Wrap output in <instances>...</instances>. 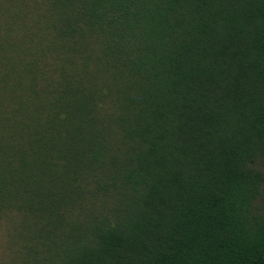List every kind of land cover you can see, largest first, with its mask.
<instances>
[{
	"label": "trees",
	"instance_id": "1",
	"mask_svg": "<svg viewBox=\"0 0 264 264\" xmlns=\"http://www.w3.org/2000/svg\"><path fill=\"white\" fill-rule=\"evenodd\" d=\"M4 2L11 264H264V0Z\"/></svg>",
	"mask_w": 264,
	"mask_h": 264
},
{
	"label": "rangeland",
	"instance_id": "2",
	"mask_svg": "<svg viewBox=\"0 0 264 264\" xmlns=\"http://www.w3.org/2000/svg\"><path fill=\"white\" fill-rule=\"evenodd\" d=\"M0 23L4 20V9L7 6L4 0H0ZM14 215L0 217V264H11L15 259L16 245L13 243V235H16V220Z\"/></svg>",
	"mask_w": 264,
	"mask_h": 264
}]
</instances>
